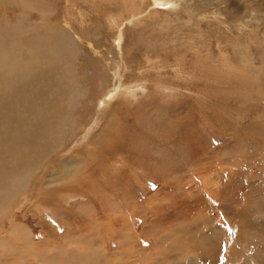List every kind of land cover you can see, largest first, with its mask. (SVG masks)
<instances>
[{"label":"rangeland","instance_id":"374dc122","mask_svg":"<svg viewBox=\"0 0 264 264\" xmlns=\"http://www.w3.org/2000/svg\"><path fill=\"white\" fill-rule=\"evenodd\" d=\"M67 1L69 2L67 3ZM115 1L120 2V0ZM136 1L139 5L142 4V7L137 3H133L135 7L133 6L131 11H127V5L125 7L119 6L115 2L117 4L115 7V3L112 1L110 8L109 5L111 4L106 0H35V2L40 3L37 7L39 9L35 8L34 12L27 13L26 20H23L35 24L39 22L50 24L49 22L58 21L62 27H64V21H69L67 23L70 24L71 28L74 27L76 31L83 28L82 33H85L84 35L89 33L88 36L92 44L100 54L103 53L101 55L104 57H93V54L86 48L84 43H77L82 50H78L77 53L76 67L79 68V71H77V68L76 72L78 77L82 79L84 93H82V96H76L75 100L68 106V108L71 107L69 110L72 112L69 117L72 116L77 128L72 127V132L69 131L68 138L63 144L48 154L47 157L50 158V161L47 160L48 162L44 161V163L41 161V168L45 166V170L48 171L43 170L37 173L39 177L42 175L44 180L40 179L38 186L26 198L27 202L24 200L25 202L19 205V201L25 197V194L21 196L19 193L13 199L14 202L11 201V207L9 206L0 217V221H2L0 224H3L4 227L2 231L9 232L11 227L14 230L23 228L28 231L29 237L35 243L38 242L36 246H39L40 250L34 252L32 250L34 245L24 246L14 240L10 241V235L0 231V235L3 236H0V239H4L0 242V254L4 256L13 254L7 250L6 246L1 247L6 243L15 251L24 254L25 256H21V258L27 264H264V0H166V4L163 5H156L152 0H141L143 3ZM67 9L70 12H67ZM66 12L75 16H69ZM6 14H9L11 22L15 23L12 10L0 11V19H4ZM31 18L33 22L30 21ZM85 28L86 32L88 31L87 33ZM62 29L68 30L71 36L73 28ZM153 30L155 31L153 32ZM119 33H121L120 37L123 39L122 53H120L122 55L119 54V49L115 44L116 40L119 39L117 37ZM142 36L145 39L144 43L142 41L141 43L139 39ZM150 36L157 37L154 40L156 39L158 44L152 48H161L166 52L165 54L162 53L164 58L161 57L160 60L168 65L170 63L175 65V62L180 60L178 58L179 54L175 55V46H185L180 49L181 52L182 50L186 52V54L184 53V62L188 65L190 72L194 65L191 75L193 76L195 73L196 76L190 80L191 86H176L170 82L167 84L168 90L160 92L161 94L158 92L156 95H152L144 88L137 90L135 97L131 98L133 100L130 99L129 111L130 113L133 112L130 114L121 111L119 120L124 119L122 120L124 123H121L124 127H118L123 132L121 137H115L114 134H111V140L117 142V147L110 148L106 152L101 151L99 148L95 149L98 146L93 143L92 146L91 140L97 135L99 137L101 131L112 129L111 126L105 127V124H103L104 127H100L101 123L104 122L103 119L108 117L110 106L107 107L106 105L101 112L96 111L99 109L100 103L106 100L105 95L109 91H114L117 86V79L113 76L110 78L113 72L112 69L115 67L112 64L113 60L116 64L121 62L120 65H124V70L126 69L124 80L126 81L128 78L129 80L133 78L134 75L135 78L139 76V81L141 79L143 81L141 83L145 84L147 83V81H144L145 78H140L145 74L143 71H147V74L143 77L153 78V80L158 78L156 80H159L160 74L166 70L167 73L163 72L161 74V76H164L162 80L165 78H171L172 82L185 80V77L181 78L183 76L178 73L176 76L174 75L175 77L166 75L172 71L170 70L171 67L166 68L167 64L166 66L164 63V66L160 65V69L163 71L161 70L162 72L159 71V73H157L160 70L157 65L155 70L150 68V64H154V62L150 63L151 58L141 54L146 41H151ZM182 44L183 46H180ZM173 47H175L174 50ZM46 49L51 51L52 54L58 52L51 45ZM243 50L244 60L240 62L237 54ZM80 52L81 56L79 55ZM234 52H237L236 55ZM244 53L247 54L244 56ZM86 57H90L91 60ZM152 57L158 58L157 55ZM225 57H227L230 68L224 65ZM146 60L148 61L146 62ZM247 60L249 66L243 69L242 64H246ZM202 61L208 63L206 66L211 65L215 70L214 73L212 69L208 70L210 74L208 73L207 76L211 79L218 78V74L231 75L228 76L225 82V78H223L224 80L221 78L218 83H216L217 81L214 83L218 87H214L217 89L216 92L223 91L224 97L219 94L218 97L205 88L210 80L208 81L207 76L205 77L207 71L200 69V67L203 68V63H200ZM106 63H110V67H107ZM214 66H217V68H214ZM130 67L131 69H129ZM224 67L227 68L226 73ZM130 72H132V75ZM172 72L175 74V71ZM126 75L129 76L126 77ZM196 80L200 84L199 87L194 86ZM105 83L107 88H105ZM171 89L182 90L181 97H172L170 94L173 91H169ZM234 90H236V93H234L236 96L238 94L243 96L239 98L238 103L230 99L232 96L230 92H234ZM208 94L210 98L207 96ZM101 96L104 97L101 98ZM200 96L202 98L206 97L207 100L206 98L202 99ZM247 96H251L252 99ZM217 97L220 102H218ZM156 98L159 100L158 103L163 106L158 111L164 114L158 113L159 116L154 115L152 110L157 105L156 102H153L156 101ZM85 99H87V102H84ZM208 100L215 102L213 104L216 110L215 113L212 108L206 107ZM143 102L144 105H152L143 112L142 116L144 115L145 119L141 116V110L139 112L137 110L140 109ZM195 103L199 105L197 106ZM133 104L135 105L133 106ZM78 113L82 115L79 116ZM178 113L179 115H177ZM165 114H167V117ZM180 114L181 116L184 114L186 117L184 115L181 117ZM95 115L96 117H94ZM259 115L262 118L255 120ZM188 117L193 118V120H189ZM171 118L172 120H170ZM202 119L205 121L210 119L216 124L220 121L218 125L215 124V127L211 128L213 130L210 131V134L214 139L211 141L213 143L208 142L206 148L202 147L200 137L195 136V132L202 136V127H200V125L202 126L200 123ZM175 122L180 125L177 127ZM135 123H138L137 125L140 128ZM181 126L185 130H182ZM88 127H92V130L90 128L88 130ZM187 132L189 135L186 134ZM164 133L176 137H173L176 141L158 144L157 137L165 135ZM161 139L162 141L165 140L164 136ZM85 140H88V143ZM77 142L80 144H77ZM160 146L162 152L167 150L178 155L182 152L180 156H184L183 161L178 160L176 155L174 157L173 155L169 157L161 156L148 160L147 154H151L154 149ZM187 149L190 151H187ZM81 150L82 154L79 153ZM86 151L91 155H85ZM55 153H57L56 156H54ZM75 154H78L77 158L79 160H85V165L87 162L89 164L87 166H91L89 170L92 173L95 172L93 169L96 168V165L101 167V169H97V174L93 175L92 179H94L92 181L90 178L89 182L92 186L88 187L89 182L85 181L86 184H83L86 186L79 184V187L75 189L77 192L65 189L60 191L63 187L60 183H63V181H59L61 189L46 196L41 195V197L37 191L44 181L49 182L51 190H54L55 187L59 188L57 179L48 180L49 176L52 172L57 171V165H61V162L66 160L71 162L69 160H72ZM188 154L190 155L187 157ZM209 157L211 158L209 159ZM105 159L110 163L105 162ZM153 162L158 165L157 169L152 168ZM47 166H50L49 169ZM79 167H82L80 169V176H82L81 170L88 167H83L82 164ZM141 167L143 169L147 167L151 170L147 172L142 170V176H140L139 170L142 169ZM132 171L134 174L131 173ZM41 172H44L45 175ZM33 173L32 175L35 177V169ZM75 174L76 172L74 176ZM32 183L35 184V181H32L31 185L24 186L22 191L29 194L33 188ZM110 190L112 193H109ZM116 191L118 192L116 193ZM38 196H40L39 199ZM92 197L95 200L91 199ZM132 197L136 201H133ZM112 199L118 201L119 205L116 204L115 207H110L114 205L111 204V202H114ZM128 199L133 202L130 207L124 205V201ZM42 202L51 205L48 206V210L45 206L44 208L41 207ZM16 209L17 211H15ZM45 209L48 213L50 211L51 215L46 214ZM94 217L99 220L104 218L118 220L116 222L117 229L122 232L123 236L115 238L112 234L110 235V233H107L109 230L107 226H103L104 232L99 230L98 234H96L97 231L93 227L91 229L95 231L96 235L91 234L88 229L93 225H97L95 221L93 222ZM125 238L128 242L125 243V248L122 245L123 249L119 251V243L124 241ZM89 240L93 243L91 244L92 248L89 247L90 243L87 242ZM72 248L87 249L89 258L83 259V262H80L79 259L70 258L69 249Z\"/></svg>","mask_w":264,"mask_h":264},{"label":"bare ground","instance_id":"6f19581e","mask_svg":"<svg viewBox=\"0 0 264 264\" xmlns=\"http://www.w3.org/2000/svg\"><path fill=\"white\" fill-rule=\"evenodd\" d=\"M103 1V0H102ZM108 2H110L109 5L110 8L112 6V1L113 3H118L119 6H126L127 5V11L133 8V3H137L139 5V3L136 0H120L119 1H115V0H106ZM139 2L141 0H138ZM144 1V0H142ZM141 1V2H142ZM156 5H163L166 4V0H152ZM170 1V0H169ZM44 2V1H43ZM69 1H67L68 3ZM115 3V7L116 4ZM132 3V4H131ZM143 3V2H142ZM171 3V2H170ZM106 4V3H105ZM173 4V3H172ZM38 5H40L39 2H35V0H0V11H4V10H12L13 15L14 16V21L15 23L12 21L11 22V16L9 14H6V17L4 19H0V217H2V213H4L7 208L10 206L11 201H13V199L15 197H17L19 195V193L22 195L25 194V197L23 198V200L19 201V205H21L22 203H24L26 200V198H28V196L32 193L33 189H35V187L38 186L40 179L42 178V175L37 174L39 171H43L45 170V166H43L41 168V161L44 163V161H50V158H48V154H50L51 151L56 150L57 148H59L63 142L68 138L67 135L69 133V131H71L72 127H75V122L74 120H72V116L71 118L69 117V115L72 113L70 112L68 108L69 104L72 103L75 100L76 96H82V93H84V87L82 85V79H80L78 77V74L76 72V69L78 67H76V60H77V53L78 50H80V46L77 43H84V45H86V48L93 54V57L98 56L99 58H103L104 56L101 55L103 53L100 54V52L98 51V49L92 44V41L90 40L88 34L86 32V28H85V32L87 33V35H84L82 33V29L78 31H76V29L73 28V31L71 36L69 35L70 32L62 29V28H69L72 29L71 26H69L70 24H68L67 22L69 21H64L63 25L64 27L60 26L58 21H54V22H49L50 24H46V22H44L45 24H41V22H39L38 24L35 23H28L25 22L23 20H26V15L27 13L30 14V12H34L35 8L38 7ZM142 5V4H141ZM139 5V6H141ZM46 6V5H45ZM113 6V7H114ZM44 7V6H43ZM70 7V6H69ZM135 7V6H134ZM142 7V6H141ZM168 7V6H167ZM41 8V7H40ZM75 8V6H74ZM39 8H37L38 10ZM48 9V8H47ZM122 9V8H121ZM79 10V8H78ZM94 10V9H93ZM111 10V9H110ZM109 10V11H110ZM92 11V10H91ZM108 11V12H109ZM126 11V10H125ZM45 12V11H44ZM67 12L68 11L67 9ZM66 12V13H67ZM106 12V11H105ZM107 12V14H108ZM8 13V12H6ZM113 13V12H111ZM130 13V12H129ZM68 14V13H67ZM88 14V13H87ZM97 14V13H96ZM133 14V13H132ZM131 14V16H132ZM69 15V14H68ZM83 15V14H82ZM35 16V15H34ZM69 16H73V15H69ZM75 16V15H74ZM73 16V17H74ZM86 16V15H85ZM88 16V15H87ZM113 16V15H112ZM112 16H110L112 18ZM37 17V16H36ZM89 17V16H88ZM28 18V17H27ZM80 18V17H79ZM83 18V17H82ZM65 19V17H64ZM74 19V18H73ZM84 19V18H83ZM41 20V19H40ZM61 20V19H60ZM82 20V19H81ZM167 20V19H166ZM32 18H31V20ZM42 21V20H41ZM62 22V21H61ZM72 22V21H71ZM81 23V22H80ZM150 23V22H149ZM166 23V22H165ZM89 24V23H88ZM85 25V24H84ZM83 25V26H84ZM119 26V25H118ZM157 26V25H156ZM115 27V26H114ZM158 27V26H157ZM162 27V26H161ZM159 27V28H161ZM165 28V27H164ZM75 30V31H74ZM159 30V29H158ZM155 30H153L154 32ZM160 31V30H159ZM162 31V29H161ZM84 32V31H83ZM151 32V31H150ZM152 32V33H153ZM121 33H119V35L117 36L119 39L116 40L117 42L115 43L119 49V54L122 53V37H120ZM145 35V34H144ZM158 36V35H157ZM155 37H151L150 36V42L146 41V44H144V49L142 50L141 54L146 55V57L148 56L149 58H151L150 63L154 62V64H150V68L155 70V66L157 65L160 69V65H163V61L160 60L161 57H163V54H165L166 52H164L163 49L161 48H152L153 46L157 45V41L156 39L154 40ZM161 38V37H160ZM159 38V41H160ZM138 39V38H137ZM140 42L142 41L144 43V38L139 37ZM134 40V39H133ZM156 41V42H155ZM134 42V41H133ZM136 42V41H135ZM139 42V40H138ZM141 42V43H142ZM97 44V43H96ZM52 46L53 49H55L56 52L55 54H52L51 51L47 50L46 48L48 46ZM185 45V44H184ZM139 46V44H138ZM141 46V45H140ZM180 46H183L180 45ZM84 47V46H83ZM151 47V48H150ZM165 47V46H164ZM163 47V48H164ZM167 47H169L167 45ZM176 47V49H175ZM173 47V50L175 49V55L177 56V54H179V61L175 62V65H168L166 68H170V70L175 71V74L171 71H169L170 73L166 74L169 75V77H175L176 74H180L181 78L185 77V80H176L175 82H172V79L169 78H165L164 80H162V78L164 77L163 75L161 76V74L167 73L166 71H163L162 69L158 70L157 73H159V71H161L162 73L159 76V80H156L158 78H156L155 80L150 79V78H146L143 77V75L147 74L145 71H143L145 74H143L140 78H145L144 81H147V83L142 84L143 81H139V76L138 78H135L133 75V78H131L129 80L126 81L124 80V73L126 72V69L124 70V65H120L116 64L115 61L113 60V66L114 69L112 72V75H110L112 78L117 79V86L115 88L114 91L112 92H108L105 96V101L100 103V107H98L99 109H97L96 112H101L103 110V108L107 105L110 106V110L108 112V117H105L103 120L104 122H102L100 125V127L103 126V124H105V127H112V129L110 130H103L101 131V135L99 133V137L98 135L93 138L91 140V145L92 143L98 147L101 151H108L110 148L113 149L115 147H117V142L112 141L111 140V134H114L115 137H121L122 130L118 127H124V125H122L121 123H124L122 120H119V117L121 115V111L130 113L129 108H130V99L134 96L135 97V93L137 90H141V89H145L146 91H149V93H152V95H156L158 92L162 93L165 92L166 90H168V83H172L174 85H186V86H191V79L195 78L196 74L194 73L193 76L191 75L193 70H194V65L192 66V70L190 72V69L188 70V65L185 64L184 60V53L186 54V52H182L180 51L181 48L184 47H179L178 45ZM139 48V47H138ZM204 48V47H203ZM166 49V48H165ZM209 49V48H208ZM244 49V48H242ZM82 50V49H81ZM160 50V52H159ZM171 50V48H170ZM186 50V49H185ZM184 50V51H185ZM190 50V49H189ZM205 50V49H204ZM207 50V49H206ZM167 51V50H166ZM234 51V50H233ZM134 52V50H133ZM164 52V53H163ZM172 52V51H171ZM207 52V51H206ZM241 53L237 54L238 60L241 62L244 60L243 58V51H240ZM163 53V54H162ZM205 53V52H204ZM237 52H234V54L236 55ZM118 54V53H117ZM128 54V53H127ZM133 54V53H132ZM207 54V53H206ZM210 54V53H209ZM247 54V53H246ZM244 53V56L246 55ZM81 56V52L79 54ZM85 55V54H84ZM122 55V54H120ZM158 58H153L152 56H155ZM173 55V53H172ZM222 55V54H221ZM209 56V55H208ZM248 56V55H247ZM91 57V56H90ZM89 57V58H90ZM119 57V56H118ZM125 57V56H124ZM143 57V56H142ZM173 57V56H171ZM237 57V56H236ZM235 57V58H236ZM80 58V57H79ZM82 58V57H81ZM87 58V57H86ZM87 58V59H89ZM145 58V57H143ZM148 58V59H149ZM166 58V57H165ZM225 61L224 65H227L226 67H229L228 62H227V57H225ZM246 58V57H245ZM86 59V60H87ZM124 59V58H123ZM126 59V58H125ZM132 59V57H131ZM147 59V58H146ZM159 59V60H157ZM167 59V58H166ZM175 59V58H174ZM199 59V58H198ZM202 59V58H201ZM206 59V58H204ZM79 60V59H78ZM81 60V59H80ZM91 60V58H90ZM97 60V59H95ZM120 60V59H119ZM117 60V61H119ZM130 60V59H129ZM141 60V59H140ZM104 61H106V59H104ZM125 61V60H124ZM133 61V59H132ZM131 61V62H132ZM135 61V60H134ZM145 61V60H144ZM148 60H146L147 62ZM79 62V61H78ZM130 62V63H131ZM141 62V61H140ZM157 62V63H156ZM248 60L246 62V64L244 62V65L242 64V68H248L249 64H248ZM145 63V62H144ZM193 63V61H192ZM203 63L202 66L203 68L200 67V69L206 70L207 72H205V77L208 75V70H213V68L211 67V65L206 66V62H200ZM80 64V63H79ZM110 63H106L107 67L109 66ZM124 64H126L124 62ZM134 64V63H133ZM140 64V63H139ZM195 64V62L193 63ZM210 64V63H209ZM141 65V64H140ZM190 65V63H189ZM199 65V64H198ZM223 65V66H224ZM233 65V64H232ZM146 66V64H145ZM244 66V67H243ZM112 67V68H113ZM141 67V66H140ZM143 67V66H142ZM147 67V66H146ZM145 67V69H146ZM226 67H224L223 69L225 70L226 73ZM149 70L150 68L147 67ZM187 68V69H186ZM214 68H217V66ZM230 68V67H229ZM228 68V69H229ZM107 69V68H106ZM131 69V67L129 68ZM137 69V68H136ZM144 69V67H143ZM142 69V70H143ZM164 69V68H163ZM235 69V68H234ZM250 69V68H249ZM128 70V69H127ZM218 70V69H216ZM79 71V68L78 70ZM81 71V70H80ZM131 71V70H129ZM200 71V70H199ZM215 70H213L214 73ZM137 72V71H136ZM149 72V71H148ZM151 72V70H150ZM155 72V71H154ZM153 72V73H154ZM187 74H186V73ZM198 72V71H197ZM203 72V71H202ZM132 72H130L131 74ZM142 73V72H141ZM223 73V74H225ZM248 73V72H247ZM259 73V72H258ZM123 74V76L121 77V75ZM140 74V73H139ZM204 74V73H203ZM210 74V73H209ZM232 74V73H230ZM245 74V73H244ZM105 75V74H104ZM132 75V74H131ZM130 75V76H131ZM158 75V74H157ZM165 75V77H166ZM175 75V76H174ZM106 76V75H105ZM129 75H126V77ZM156 76V75H155ZM192 76V77H191ZM212 76V75H211ZM219 76V77H218ZM218 78L215 79H211L209 78V76L206 77V79H208V81L210 80L209 84L205 85L206 89H209L212 93H215L216 96L221 95L224 97V92H216L217 89H215L214 87H217L216 85H214V83H218V81L222 78V80H224L223 78H225L224 82L226 81V79L228 78V76L231 75H222V74H218ZM250 77V76H249ZM198 78H200L198 76ZM114 79V80H115ZM101 80V79H100ZM112 80V79H111ZM162 80V81H161ZM230 80V79H228ZM103 81V80H102ZM197 81V80H196ZM195 81V87H199L200 84L198 83V81ZM203 81V80H202ZM200 81V82H202ZM242 81V80H241ZM99 82V81H98ZM119 82V83H118ZM142 82V83H141ZM243 82V81H242ZM101 83V81H100ZM104 83V82H103ZM112 83V82H111ZM227 83V82H226ZM106 84V83H105ZM171 84V85H172ZM228 84V83H227ZM99 85V84H98ZM193 85V84H192ZM219 85V84H218ZM229 85V84H228ZM188 86V87H189ZM203 86V85H202ZM100 87V85H99ZM111 87V86H110ZM114 87V86H113ZM204 87V86H203ZM101 88V87H100ZM105 88H107V84L105 86ZM185 88V87H184ZM187 88V87H186ZM218 88V87H217ZM255 88V87H253ZM109 89V88H108ZM193 89V88H192ZM196 89V88H195ZM233 89V88H232ZM238 89V88H237ZM254 90V89H252ZM251 90V91H252ZM86 91V90H85ZM103 91V90H102ZM100 91V92H102ZM108 91V90H107ZM143 91V90H142ZM169 91H173V93H171L170 95L172 97H176V96H180L182 94V90L179 89H171ZM192 91V90H191ZM236 90H234V92H230L232 95L230 97V99L234 100V102L238 103L239 102V98H241V94H238L236 96L235 92ZM106 92V91H105ZM194 92V91H193ZM196 92V91H195ZM244 92V91H243ZM104 93V92H103ZM160 93V94H161ZM192 93V92H190ZM164 94V93H163ZM198 94V93H197ZM257 94V93H256ZM137 95V94H136ZM150 95V94H149ZM191 95V94H190ZM199 95V94H198ZM160 96V95H159ZM193 96V95H191ZM209 96V94L207 95ZM212 96V95H211ZM104 97V96H103ZM101 96V98H103ZM156 97V96H155ZM162 97V96H161ZM170 97V96H169ZM181 97V96H180ZM201 97V96H200ZM219 97V96H218ZM217 97V100L219 99ZM243 97V96H242ZM248 97V96H247ZM251 96H249L248 98H250ZM81 98V97H80ZM202 98V97H201ZM206 97H203L202 99H204ZM210 98V96H209ZM216 98V97H215ZM99 99V98H98ZM135 99V98H134ZM137 99V98H136ZM160 99V98H159ZM164 99V98H163ZM166 99V98H165ZM252 99V97H251ZM133 100V99H131ZM154 100V99H153ZM162 100V98H161ZM167 100V99H166ZM169 100V98H168ZM207 100V98H206ZM223 100V99H221ZM230 100V101H232ZM98 101V100H97ZM210 101V102H209ZM224 101V100H223ZM84 102H87V99L84 100ZM137 102V101H136ZM134 102V103H136ZM156 102V106L152 108L154 115H158V113H161L160 110L163 106L160 105L158 102L159 100L153 101ZM152 102V103H153ZM178 102V101H177ZM191 102V101H190ZM189 102V103H190ZM198 102V101H197ZM208 103H206V107L212 108L214 110L215 113V106L213 105L214 103L211 100L207 101ZM218 102H220L218 100ZM217 102V103H218ZM151 103V104H152ZM200 103V102H199ZM233 103V102H232ZM235 103V104H236ZM246 103V102H245ZM90 104V103H89ZM197 104V103H195ZM203 104V103H202ZM201 104V105H202ZM98 105V104H97ZM135 104H133L134 106ZM137 105V104H136ZM141 105V103H140ZM199 104H197L198 106ZM200 105V107H201ZM217 105V104H216ZM237 105V104H236ZM128 106V107H125ZM149 106L152 105H141L140 109H137L138 112L139 110H141V116L143 114V112H145ZM188 106V105H187ZM185 106V107H187ZM191 106V105H189ZM205 106V105H204ZM132 107V106H131ZM199 107V108H200ZM217 107V106H216ZM89 108V107H88ZM96 108V107H95ZM138 108V107H137ZM157 108V109H156ZM188 108V107H187ZM192 108V107H191ZM197 108V107H196ZM195 108V109H196ZM220 108V107H219ZM134 109V108H133ZM174 109V108H173ZM189 109V108H188ZM193 109V108H192ZM194 109V110H195ZM186 110V109H185ZM184 110V112H185ZM239 110V109H238ZM81 111V110H80ZM111 111V112H110ZM133 112V111H132ZM131 112V113H132ZM136 112V111H135ZM188 112V111H187ZM130 113V114H131ZM137 113V112H136ZM175 113V112H174ZM79 114V113H78ZM139 114V113H138ZM148 114V113H147ZM161 114H164L163 112ZM173 115V112L171 113ZM185 114V113H184ZM183 114V115H184ZM82 114H79V116ZM125 115V114H124ZM123 115V116H124ZM135 115V113H134ZM153 115V114H151ZM167 114H165L166 116ZM179 115V113L177 114ZM183 115L180 116L183 117ZM186 115V114H185ZM184 115V116H185ZM189 115V114H188ZM100 116V115H99ZM98 116V117H99ZM122 116V117H123ZM127 116V115H126ZM132 116V115H130ZM144 116V115H143ZM142 116V117H143ZM148 116V115H147ZM159 116V115H158ZM161 116V115H160ZM230 116V115H229ZM96 117V115L94 116ZM93 117V118H94ZM135 117V116H133ZM138 117V116H137ZM145 117V116H144ZM143 117V118H144ZM152 117V116H151ZM167 117V116H166ZM173 117V116H172ZM175 117V116H174ZM173 117V118H174ZM186 117V116H185ZM190 117V116H189ZM188 117V118H189ZM200 117V116H199ZM232 117V116H231ZM74 118V116H73ZM127 118V117H126ZM140 118V117H139ZM148 118V117H146ZM170 118V117H169ZM179 118V117H178ZM202 118V117H201ZM262 116L259 115V117H257L255 120L261 119ZM75 119V118H74ZM132 119V118H131ZM136 119V118H135ZM145 119V118H144ZM164 119V118H163ZM168 119V118H166ZM183 119V118H182ZM193 118H189V120ZM199 119V118H198ZM94 120V119H92ZM127 120V119H126ZM125 120V121H126ZM172 120V118L170 119ZM168 120V121H170ZM188 120V119H187ZM185 120V121H187ZM207 120V119H206ZM98 121V120H97ZM146 121V120H145ZM162 121V120H161ZM180 121V118H179ZM183 121V120H181ZM195 121V120H194ZM198 121V120H197ZM106 122V123H105ZM144 122V121H143ZM142 122V123H143ZM189 122V121H188ZM191 122V121H190ZM216 122V121H215ZM220 122V121H219ZM214 123V121L210 120L209 121H205L204 119H202L200 121V123L202 124V126L200 125V127H202L201 132H202V136L197 134V132H195V136L197 135L198 137H200V142L202 144V147H207L208 142H211L212 138L210 131H212L213 129H211L212 127H215V124L218 125V123ZM134 123V122H132ZM131 123V125H133ZM187 123V122H185ZM192 123V122H191ZM194 123V122H193ZM79 124V123H78ZM83 124V123H82ZM90 124V123H89ZM92 124V123H91ZM136 124V123H135ZM134 124V126H136ZM173 124V123H171ZM176 124V122H175ZM174 124V125H175ZM196 124V123H195ZM197 124H199L197 122ZM221 124V123H220ZM224 124V123H223ZM93 125V124H92ZM128 125V124H127ZM164 125V124H163ZM177 125V124H176ZM175 125V127H176ZM180 125V124H179ZM177 125V127L179 126ZM252 125V124H251ZM71 126V127H68ZM79 126V125H78ZM95 126V125H94ZM126 126V125H125ZM130 126V125H129ZM138 126V125H137ZM143 126V125H142ZM146 126V124H145ZM188 126V125H187ZM220 126V125H219ZM253 126V125H252ZM80 127V126H79ZM78 127V128H79ZM86 127V126H85ZM97 127V126H96ZM104 127V126H103ZM132 127V126H131ZM139 127V126H138ZM147 127V126H146ZM163 127V126H161ZM171 127V126H170ZM249 127V126H248ZM77 127H75L76 129ZM90 127H88V130ZM140 128V127H139ZM182 130L184 129V127H182ZM102 129V128H101ZM167 129V128H166ZM173 129V128H172ZM92 130V129H91ZM176 130V129H175ZM181 130V129H179ZM185 130V129H184ZM99 131V130H98ZM138 131V130H137ZM136 131V133H137ZM146 131V130H145ZM72 132V131H71ZM85 132V131H84ZM90 132V131H89ZM133 132V129H132ZM139 132V131H138ZM150 132V131H149ZM162 132V131H161ZM182 132V131H181ZM180 132V133H181ZM189 132V130H188ZM188 132L186 134H188ZM191 132V131H190ZM194 132V131H193ZM199 132V131H198ZM81 133V132H80ZM127 133V132H126ZM142 133V132H141ZM152 133V132H150ZM170 133H172V131H170ZM177 133V132H176ZM192 133V132H191ZM130 134V133H129ZM144 134V133H143ZM142 134V135H143ZM157 134V133H156ZM159 134V133H158ZM157 134V135H158ZM165 134V133H164ZM179 134V133H178ZM185 134V133H184ZM194 134V133H192ZM148 135V134H147ZM154 135V134H153ZM181 135H183L181 133ZM189 135V134H188ZM128 136V135H126ZM165 138V140L161 138ZM159 135L157 138L159 140L158 144H162V142H174V136H171L170 134H165V135ZM84 136L82 135V138ZM174 137V138H173ZM182 137V136H181ZM180 137V138H181ZM184 137V136H183ZM189 137V136H188ZM191 137V136H190ZM194 137V136H193ZM81 138V137H80ZM152 138V137H151ZM115 139V138H114ZM118 139V138H117ZM128 139V137H127ZM73 140V139H71ZM153 140V138H152ZM178 140V139H177ZM82 141V140H81ZM88 143V140H85ZM125 141V140H124ZM176 141V140H175ZM131 142V141H130ZM181 142V141H180ZM179 142V143H180ZM76 143V142H75ZM112 143V144H111ZM147 143V142H146ZM182 143V142H181ZM77 144H80L77 142ZM110 144V146H109ZM120 144V143H119ZM82 145V144H81ZM88 145V144H87ZM108 145V146H107ZM128 145V144H127ZM180 145V144H179ZM178 145V146H179ZM185 145V144H184ZM182 145V146H184ZM84 146V145H83ZM82 146V148H83ZM93 146V145H92ZM191 146V145H190ZM77 147V146H76ZM80 147V146H79ZM89 147V146H88ZM122 147V146H120ZM128 147V146H127ZM199 147V146H198ZM205 147V148H206ZM81 148V147H80ZM201 148V147H200ZM204 148V149H205ZM226 148V147H225ZM228 148V147H227ZM61 149V148H60ZM63 149V148H62ZM98 149V151H99ZM133 149V148H132ZM145 149V148H144ZM198 149V148H197ZM70 150V149H69ZM80 150V149H79ZM117 150V149H116ZM155 150V151H154ZM151 154H147L148 160L149 159H153L156 157H161V156H171L173 155V157L176 155L178 158V160H182L183 157L178 155L177 153L172 154L169 151H164L162 152V147H158L156 149H154ZM228 150V149H227ZM85 151V149H84ZM115 151V150H114ZM125 151V150H124ZM182 151V149H181ZM187 151H190L187 149ZM224 151V150H223ZM71 152V150H70ZM90 152V149H89ZM88 151H86L85 155H91ZM131 152V151H130ZM141 152V150H140ZM180 152V151H179ZM193 152V151H192ZM69 153V152H68ZM79 153L82 154V150L79 151ZM115 153V152H114ZM139 153V152H138ZM194 153V152H193ZM213 153V152H212ZM62 154V153H61ZM134 154V153H133ZM141 154V153H139ZM138 154V155H139ZM184 154V152H183ZM57 153L54 154V156H56ZM72 155V154H71ZM84 155V156H85ZM99 155V153H98ZM101 155V154H100ZM105 155V154H104ZM118 155V154H117ZM137 155V154H136ZM190 154L187 155V157ZM212 155V154H211ZM210 155V156H211ZM224 155V154H223ZM78 154H75L74 158L68 162V160L61 162V165H57V171L52 172V174L49 176L50 178L48 180L51 179H57V185H59V181H63V183H60L63 187L61 189V186L59 185V188H56L54 190H51L49 188V182L44 181L43 184H41V186H39L38 188V194L41 196H46L47 194H50L51 192H55L58 189L62 190H67V191H71L74 190L77 187H79V184H82V186H84L86 183L85 181H91L94 179H92L94 174H97V169H101V167H99V165H96V168L93 169V171H95L94 173H92L87 165H85V160L81 161V159L79 160L77 158ZM111 156V155H110ZM109 156V157H110ZM113 156V155H112ZM144 156V155H143ZM142 156V157H143ZM186 156V155H185ZM214 156V155H212ZM104 157V156H103ZM139 157V156H138ZM185 157V158H187ZM221 157V156H220ZM99 158V156H98ZM97 158V159H98ZM102 158V157H101ZM105 158V157H104ZM180 158V159H179ZM211 157H209L210 159ZM54 159V158H53ZM109 159V158H108ZM131 159V157H130ZM101 160V159H100ZM106 160V161H105ZM105 162H108L107 159H105ZM150 160V161H151ZM186 160V159H185ZM189 160V159H188ZM47 161V162H48ZM97 161V160H96ZM118 161V160H117ZM124 160L122 159V162ZM183 161V160H182ZM181 161V162H182ZM68 162V163H67ZM91 162V161H90ZM98 162V161H97ZM102 162V163H105ZM176 162V161H175ZM187 162V161H186ZM110 163V162H108ZM205 163V162H204ZM50 164V163H49ZM58 164V163H57ZM83 165L88 167L85 168L82 171V176L80 169L82 167H79V165ZM97 164V163H96ZM101 164V163H99ZM125 164V163H123ZM106 165V164H105ZM104 165V166H105ZM110 165V164H109ZM113 165V164H112ZM111 165V167H112ZM115 165V164H114ZM175 165V164H174ZM183 165V164H182ZM189 165V164H188ZM52 166V165H51ZM103 166V167H104ZM117 166V165H116ZM119 166V165H118ZM123 166V165H120ZM180 166V165H179ZM50 166H47V168L49 169ZM114 167V166H113ZM143 167V166H142ZM141 167V168H142ZM189 167V166H188ZM187 167V168H188ZM204 167V166H203ZM116 168V167H114ZM125 168V167H124ZM133 168V167H131ZM152 168H158V165H155L154 162L152 163ZM177 168V167H176ZM35 169V177H33L32 174L33 171ZM127 169V168H126ZM174 169V168H173ZM137 170V169H136ZM142 170L147 172L151 169H148L147 167H144V169L142 168L141 170H139L140 176H142ZM201 170V169H200ZM48 171V170H45ZM127 171V170H126ZM129 171V169H128ZM186 171V169H185ZM199 171V170H198ZM76 172L75 176L74 173ZM137 172V171H136ZM194 172V171H193ZM42 174H44V172H41ZM133 173V171L131 172ZM138 173V172H137ZM202 173V172H201ZM40 174V173H39ZM118 174V173H117ZM134 174V173H133ZM38 175V177H37ZM45 175V174H44ZM116 175V174H115ZM137 175V174H136ZM33 178H32V177ZM130 176V175H129ZM98 177V176H96ZM95 177V180H96ZM35 178V179H34ZM33 179V180H32ZM43 179V178H42ZM64 179V180H63ZM85 179V180H84ZM44 180V179H43ZM32 181H35V184H33V188L31 190V192L28 194V192H24L22 191L23 187L27 186V185H31L30 183ZM46 182V183H45ZM85 183V184H83ZM117 183V181H116ZM249 183V182H248ZM122 184V183H121ZM88 187L92 186L89 184H87ZM86 186V185H85ZM51 187V186H50ZM81 187V186H80ZM87 187V188H88ZM104 187V186H103ZM103 187L101 188L103 190ZM250 187V186H249ZM255 187V186H254ZM28 188V187H27ZM82 188V187H81ZM85 188V187H84ZM93 188V187H92ZM30 189V188H28ZM27 189V191H28ZM83 189V188H82ZM99 189V188H98ZM24 190V189H23ZM37 190V189H36ZM80 190V189H79ZM87 190V189H86ZM91 190V189H89ZM94 191V189H92ZM97 190V189H96ZM108 191V190H107ZM77 192V191H76ZM91 192V191H90ZM118 191H116L117 193ZM64 193V192H63ZM67 193V192H65ZM84 193V192H83ZM93 193V192H92ZM102 193V191H101ZM109 193H112L111 190ZM69 194V193H68ZM125 194V193H124ZM56 195V194H55ZM86 195V194H85ZM99 195V194H98ZM104 195V194H103ZM140 195V194H139ZM188 195V194H187ZM38 196V199L39 197ZM41 196V197H42ZM53 196V195H52ZM51 196V197H52ZM57 196V195H56ZM65 196V195H64ZM95 196V195H94ZM93 196V197H94ZM100 196V195H99ZM119 197L121 195H118ZM125 196V195H124ZM123 196V197H124ZM128 196V194H127ZM126 196V197H127ZM137 196V195H136ZM49 197V196H48ZM60 197V196H59ZM85 197V196H84ZM91 197V196H89ZM91 199H94V198ZM97 197V196H96ZM109 197V196H108ZM107 197V199H108ZM113 197V196H112ZM122 197V196H121ZM130 198V196H128ZM140 197V196H139ZM19 198V197H18ZM17 198V199H18ZM105 198V197H104ZM110 198V197H109ZM116 198V197H115ZM114 198V199H115ZM125 198V197H124ZM37 199V198H36ZM36 199H34V201H36ZM50 199V198H49ZM54 199V198H53ZM75 199V198H74ZM88 199V198H87ZM85 199V200H87ZM100 200V198H98ZM118 199V198H117ZM133 201H136L133 197H132ZM192 199V198H191ZM190 199V200H191ZM260 199V198H259ZM48 200V199H47ZM58 200V199H56ZM95 200V199H94ZM93 200V202H94ZM97 200V198H96ZM113 200V199H112ZM129 200V201H128ZM125 200V206H131V204L133 203L132 201H130V199ZM58 201H61L60 199ZM63 201V200H62ZM109 201V199H108ZM114 201V200H113ZM255 201V200H254ZM27 202V200H26ZM55 202V199H54ZM99 202V201H96ZM111 202V201H110ZM109 202V204H110ZM118 202V201H117ZM116 201L111 202V204H114L110 207H115L116 204H118ZM123 202V203H124ZM16 203V202H15ZM43 204L41 205L42 208L47 207L48 210V206L51 205H47L44 202H42ZM49 203V202H47ZM59 203V202H58ZM18 204V203H16ZM67 204V203H66ZM99 204V203H98ZM110 204V205H111ZM68 205V204H67ZM119 205V204H118ZM117 205V206H118ZM133 205V204H132ZM198 205V204H197ZM116 206V207H117ZM11 207V206H10ZM106 207V206H105ZM133 207V206H132ZM41 208V210H42ZM102 208V207H101ZM104 208V206H103ZM50 209V208H49ZM20 210V209H19ZM53 210V209H52ZM102 210V209H101ZM123 210V209H122ZM11 211V209H10ZM17 211V209L15 210ZM197 211V209H196ZM44 212L48 215H51L50 211L49 213L46 211V209L44 210ZM54 212V211H53ZM98 212V211H97ZM103 212V211H102ZM105 212V211H104ZM134 212V211H133ZM96 213V212H95ZM129 214V213H128ZM6 215V214H5ZM13 215V214H12ZM198 215V214H197ZM97 216V215H95ZM199 217V216H198ZM207 218V217H206ZM205 218V219H206ZM208 219V218H207ZM4 221V220H3ZM95 221V223L97 225H100L99 227L97 225H93L91 226L88 230L90 231L91 234L96 235L98 234L99 230H101L102 232H104L103 230V226H107L109 228L107 233H110V235L112 234L115 238H121V236H123L122 232H120V230L117 229V224L116 222L118 220L116 219H111V220H107V218L101 219L99 220L98 218L94 217L93 222ZM2 222V221H0ZM133 223V222H132ZM3 225V224H2ZM0 224V231L6 233L7 235H10V241L14 240L15 242H18L21 245L27 246L29 244L34 245L32 246V250L35 252H38L40 250L39 246H36L38 244L35 243V241L33 239H31L29 237L28 231H26L23 228H20L19 230H14L12 227L10 228L11 230L9 232H5L2 231L4 229V227ZM95 229V231L92 230L91 228ZM127 230V229H126ZM124 231V230H123ZM146 231V230H145ZM0 232V233H1ZM4 235V234H3ZM31 235V234H30ZM108 235V234H107ZM1 236V235H0ZM32 236V235H31ZM3 237V236H1ZM6 237V236H5ZM92 238V237H91ZM123 238V237H122ZM96 239V243H97V237ZM124 239V238H123ZM4 239H0V242L3 241ZM120 240V239H118ZM88 243H90V248H92L91 244H93L91 242V240L87 241ZM128 242L126 241V238L124 241H122L121 243H119V248L118 250H122V245H124L125 248V243ZM7 247V250H9L11 253L8 256H4L3 254H0V264H27L25 261L23 262L22 257H24L25 255L22 254L21 252H17L15 251L13 248L9 247V244H4L1 247ZM73 249V250H72ZM69 249L70 251V258L72 259H79L80 262H83V259H88L89 258V253L88 250H81V248H72ZM31 254V253H30ZM31 256H33V254H31Z\"/></svg>","mask_w":264,"mask_h":264}]
</instances>
